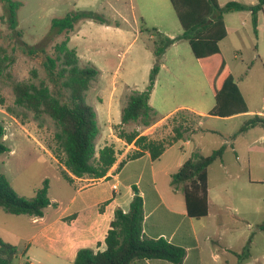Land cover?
<instances>
[{
  "label": "rangeland",
  "instance_id": "obj_1",
  "mask_svg": "<svg viewBox=\"0 0 264 264\" xmlns=\"http://www.w3.org/2000/svg\"><path fill=\"white\" fill-rule=\"evenodd\" d=\"M18 1L22 3L18 11V30L21 36L2 22L6 5L0 0V46L6 47L10 52L15 50V63L10 68L12 82L36 81L32 77V71L37 72V80L46 79L42 61L32 58L26 51L28 47H32L45 49L50 55L53 53L54 46L65 38L58 29L51 28L53 19L63 18L77 11H93L103 16L106 22L101 24L82 20L69 34V47L77 51L81 61L92 62L102 71L95 86L86 93L88 105L98 111L101 107L106 109L108 98L116 86L113 112L120 114L127 96V86L134 91L145 90L150 71L155 65L153 46L160 35L154 30L153 23L157 22L164 25L163 32L177 43L176 47L167 48L166 61L170 70H164L159 77L161 86L157 101L161 102L162 94L168 90L164 97L169 100V104L206 97L214 102L210 85L206 83L188 41L179 39L182 27L170 0ZM229 2L250 6L256 5L258 0H218L220 6ZM122 16L126 21L121 19ZM224 21L228 36L219 44L222 54L249 110L255 114L258 111L264 113V10L257 14L256 25L250 10L225 13ZM108 23L110 27H106L105 24ZM147 27L150 30H146ZM176 55L180 56V60H177ZM171 74L177 76L174 82L168 80L173 78ZM0 95L5 97L7 106L13 104L14 96L10 85L1 86ZM101 99L104 100L103 103L100 102ZM0 108L3 109L1 106ZM247 117L238 115L223 119L210 116L204 122V127L210 128L212 132L201 135L203 155L211 154L229 136V148L223 158L229 177L220 163L210 167V215L200 223L209 224L215 217L226 218L229 231L221 243L232 249L248 248L250 257L246 260L239 259L244 264H264V230L261 229L264 225V129L255 127L247 134L238 135L234 140V151L231 148L230 136L238 131L245 120L250 119ZM101 118H97L100 130L103 127ZM182 119L198 128L200 120L192 112L177 117L178 121ZM26 123H30L32 127L21 128L0 111V125L6 127L5 144L13 151L0 154V170L8 177L15 192L27 199L33 198L47 179L49 199L58 201L61 203L60 207L65 208L71 194L67 192L66 182L57 175L62 172L60 162L55 156V161L51 159L46 152L51 153V149L55 148L54 129L50 125L39 128L30 117ZM162 130L166 138H169L172 135L171 123L167 121ZM196 134H191L190 138ZM236 156L239 157L238 160ZM237 173L239 176H236ZM88 183L91 181L83 182L82 185ZM0 212L8 214L1 208ZM7 216L14 219H1L0 223L9 229L24 224L26 220L17 222L19 219L15 215ZM26 229L20 228L19 233L27 236ZM213 239L208 242L211 244ZM34 258L36 263L42 262L40 256ZM26 259L18 254L13 264H22Z\"/></svg>",
  "mask_w": 264,
  "mask_h": 264
},
{
  "label": "trees",
  "instance_id": "obj_2",
  "mask_svg": "<svg viewBox=\"0 0 264 264\" xmlns=\"http://www.w3.org/2000/svg\"><path fill=\"white\" fill-rule=\"evenodd\" d=\"M2 2L6 5L2 22L21 36L18 30V11L22 3L18 0ZM170 3L182 27L179 39L188 41L214 96L215 106L209 115L228 118L248 113V105L219 44L228 36L225 13L250 10L256 25L257 14L264 10V0H258L256 5L250 6L238 2L220 6L218 0H170ZM82 20L101 24L106 22L103 16L93 11L73 12L52 20L51 28L58 29L65 38L54 46L51 55L45 49L27 46L26 53L42 61L46 79L37 80V72L32 71V77L36 81L12 82L10 68L15 63V50L10 52L6 47L0 46V87L10 85L14 96L13 104L7 106L5 97L0 95V106L23 125L30 117L39 128L48 125L53 127L55 148L51 149V153L64 167L61 177L68 182H72L73 177L102 179L118 159L114 145H106L97 151V141L101 134L97 113L86 102V93L95 86L101 71L91 63H81L76 50L69 47V34ZM175 42V39L159 36L158 42L153 46L155 65L150 71L145 90L132 91L126 96L121 110V124L114 126V131L119 139L128 144L134 143L138 150L129 152L119 163L117 171L129 161L141 158L146 152L155 161L174 143L190 139L191 134H196L199 130V127L194 128L186 119L177 120L179 115L189 112L183 110L168 119L172 125V135L169 138L158 140L142 135L145 129L161 120L158 112L150 105V96L161 68L162 56ZM197 117L201 119L200 116ZM129 126L134 127L128 130ZM255 127L264 129V116H252L231 140ZM4 136L5 129L0 125V154L11 152L5 144ZM226 149L227 145L223 144L209 155L195 150L179 170L172 174L171 187L182 191L187 216L199 219L208 215L209 167L223 158ZM48 190L49 181L45 179L33 198L20 197L8 177L0 170V208L8 214L43 217L45 209L51 205ZM134 190L137 191L136 188ZM144 220L143 198L137 193L128 212L115 210L105 238V248L97 251L80 249L75 264H136L144 260L183 264L185 249L164 238L147 237L143 232ZM261 229L264 230V225ZM248 252V248H244L239 257L247 256ZM17 256V248L0 237V264H13Z\"/></svg>",
  "mask_w": 264,
  "mask_h": 264
},
{
  "label": "crops",
  "instance_id": "obj_3",
  "mask_svg": "<svg viewBox=\"0 0 264 264\" xmlns=\"http://www.w3.org/2000/svg\"><path fill=\"white\" fill-rule=\"evenodd\" d=\"M121 19L126 21L123 16ZM109 24L110 23L105 24L106 27H110ZM153 24L156 33L161 36L172 38L163 32L164 25L162 23L157 22ZM145 29L150 30L148 27ZM176 45L177 43L171 46L176 47ZM171 46H169L168 49ZM168 49L165 50L162 56L160 72L150 96V105L158 112L161 120L155 125L145 129L142 135H147L158 140L166 138L162 126L167 123L169 118L183 110L192 112L201 117L198 125L200 131L186 141L174 143L155 161H153L150 154L146 152L141 158L129 161L117 171L119 163L125 156L131 151L138 150V148L134 143L128 144L119 139L114 131V126L121 124V112L120 114L116 112L114 114L113 112L114 100L117 92V88L114 86L108 98L109 102L106 109L101 107L99 111L95 110L98 120L101 116L103 123V127L100 126L101 134L97 141V151L106 145H114L118 152L117 162L108 172L107 176L99 180L73 177V181L68 182L64 180L58 172V177L66 182L67 192L71 194L67 199L68 201L65 208H61V203L51 199V205L45 209L43 217L38 218L29 215H15V217H18L16 219H19L16 220L17 222H22L23 220L21 219L26 220L24 224L17 225L14 229H9V227L0 223L1 239L14 245L17 248L18 254L23 258H27L22 264L26 262L30 264H75L76 255L80 249L90 248L95 251L103 250L105 248V238L110 229L115 210L121 209L125 213L128 212L133 197L137 193L143 198L144 203V234L149 238H164L169 243L184 248L186 256L183 264H244L240 262L239 259L242 258V260H246L250 257V254L239 257L243 249H232L221 243L223 237L229 231V227L226 223L227 220H225L226 218L222 216L215 217L210 220L211 222L209 224L200 223L210 215V167L215 163H220V166L229 177V170H227V167L223 163L224 155L221 160H217L209 167V213L206 217L196 219L187 216L182 191L171 187L170 182L172 174L179 170L182 164L190 158L195 150L201 152L203 146L201 135L212 132L210 128L204 127V122L211 116L209 112L215 106V99L213 102V100L206 97L204 99L199 98L196 100L179 101L169 104V100L164 97L167 90L162 94L163 99L161 102L157 101L161 86L159 77L164 70H170L166 61ZM176 57L177 60H180V56L176 55ZM79 59L81 61L80 57ZM82 62L83 61H81V63ZM83 63H91L94 65L92 62ZM101 75L102 73L100 76ZM170 76L173 77L172 79L168 78L170 82L177 80L176 75L171 74ZM205 81L207 83L206 79ZM132 91L134 90L127 86L126 95ZM119 95H121V93H119ZM103 101L102 99L100 100L101 103H103ZM0 111L5 113L14 124L19 125L21 128L25 129L27 126L32 127L30 123L21 124L17 119L5 112L4 109L0 108ZM256 114L264 116V113L260 111L256 112ZM243 115H247V118H251L255 115V112L249 110V113L239 114V116ZM229 118L232 117L223 119ZM4 129L6 130V127H4ZM251 130L253 129L238 135L247 134ZM232 136H230V138ZM234 140H231V148L233 151ZM223 144L227 145V151L229 148V136ZM12 152L11 150V153ZM46 152L49 157L55 161L53 155L47 150ZM236 158L237 160L239 159L238 156H236ZM60 167L62 169L64 168L61 164ZM236 176H239V173H237ZM86 181H91V183L82 185V183ZM113 184H117V191L113 190ZM134 188H136L137 191H135ZM50 208L53 210L50 211ZM7 215L10 214H3V212H0V220L14 219ZM20 228H27L28 235H21L19 233L21 231ZM7 236L11 239H8ZM212 238L214 239L210 244L208 241L212 240ZM34 256H40L42 262L36 263L37 261ZM211 259L213 261H211ZM136 264L169 263L163 260H144Z\"/></svg>",
  "mask_w": 264,
  "mask_h": 264
},
{
  "label": "built area",
  "instance_id": "obj_4",
  "mask_svg": "<svg viewBox=\"0 0 264 264\" xmlns=\"http://www.w3.org/2000/svg\"><path fill=\"white\" fill-rule=\"evenodd\" d=\"M113 190H114V191H117V190H118V186H117V184H113Z\"/></svg>",
  "mask_w": 264,
  "mask_h": 264
}]
</instances>
